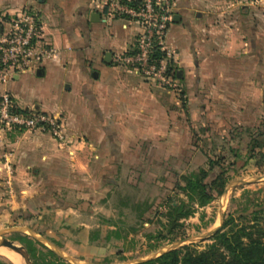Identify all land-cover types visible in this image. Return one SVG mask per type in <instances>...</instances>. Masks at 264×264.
Returning <instances> with one entry per match:
<instances>
[{"label": "rangeland", "instance_id": "374dc122", "mask_svg": "<svg viewBox=\"0 0 264 264\" xmlns=\"http://www.w3.org/2000/svg\"><path fill=\"white\" fill-rule=\"evenodd\" d=\"M178 3L164 0L163 11L148 14L155 20L149 23L163 22L158 16H166L169 23L162 36L163 51H159L162 66L146 56L144 68L151 73L145 76L124 63L136 51L138 32L130 49L114 60L115 68L134 72L177 100L178 118L184 125L176 148L166 140L133 141V148L120 157L126 170L106 172L110 182L93 185L78 183V164L64 158L35 165L41 176L36 180L32 171L25 173L29 183H18L11 163L4 162L8 165L0 169V240L21 246V238L31 240L32 264H135L155 259L178 243L179 248L192 245L202 251L211 241L201 236L217 229L224 215L250 220L257 210L254 205L264 204V0L197 1L191 7L193 13L184 14L182 48L168 36ZM28 11L38 15V46L45 48L49 44L42 39L40 14L23 10ZM20 12L7 17L0 11V30L1 23H10ZM47 115L58 118L62 130V115ZM25 132L37 133L0 124V138ZM45 135L54 141L62 136ZM99 144L106 148V142ZM174 152L177 155L172 156ZM208 160L214 168L204 182L220 179V183L213 184L214 199L199 207L182 188L185 177H200L208 171ZM170 205L191 209L192 214L172 227ZM58 207L70 208L59 213L52 225L60 226V220L67 218L68 227L61 225L58 231L72 232L71 241L76 244L71 249L64 248L61 239H50L46 230L45 216Z\"/></svg>", "mask_w": 264, "mask_h": 264}, {"label": "crops", "instance_id": "0c3cea01", "mask_svg": "<svg viewBox=\"0 0 264 264\" xmlns=\"http://www.w3.org/2000/svg\"><path fill=\"white\" fill-rule=\"evenodd\" d=\"M98 1L0 0L2 16L11 17L27 9L37 11L42 39L56 51V58L45 61L37 71L25 72L10 83L0 84V92H8L20 109L60 113L64 120L60 141L39 132L0 138V169L11 163L18 183H29L23 177L29 171L39 180L41 175H37L35 165L62 158L78 164V183L110 182L104 173L126 170L122 158L133 148V141L166 140L172 148L179 144L184 122L178 118L177 100L134 72L114 67L115 57L125 54L132 46L137 26L128 20L100 14L95 5L92 8ZM177 1L178 22L172 25L168 36L175 38L177 47L182 48L184 14L189 10L193 13L191 7L199 0ZM92 14L99 16L97 22L90 21ZM106 53L111 55L109 63L104 62ZM184 62L189 69L188 61L184 59ZM258 71L257 68L254 72L256 77ZM103 141L106 148L99 147ZM60 181L66 184L65 178ZM101 187L98 184L97 188ZM51 210L45 216L50 239L56 242L61 239L60 244L71 249L70 245L76 244L71 241L72 232L58 231L61 225L68 227L67 218L60 220V226L52 225L59 213L70 208Z\"/></svg>", "mask_w": 264, "mask_h": 264}, {"label": "built area", "instance_id": "2783aa9c", "mask_svg": "<svg viewBox=\"0 0 264 264\" xmlns=\"http://www.w3.org/2000/svg\"><path fill=\"white\" fill-rule=\"evenodd\" d=\"M164 5V0H99L95 5L100 14L129 20L137 25L139 30L136 51L123 61L129 66L134 65L137 71L145 76L151 73L144 68L145 58L152 56L153 61L155 59L152 53L163 51L162 36L169 24L166 16H158L163 22L149 23L155 20H151L148 14H159ZM16 17L10 23H1L3 28L0 30V84L10 83L25 72H35L45 61L56 58V51L52 46H38L41 41L38 15L21 11ZM163 62L161 59L157 60L160 66ZM0 124L3 128L39 132L52 137H59L61 129L58 118L50 117L34 108L20 109L8 92L0 94Z\"/></svg>", "mask_w": 264, "mask_h": 264}, {"label": "trees", "instance_id": "16d2710c", "mask_svg": "<svg viewBox=\"0 0 264 264\" xmlns=\"http://www.w3.org/2000/svg\"><path fill=\"white\" fill-rule=\"evenodd\" d=\"M153 57L156 60L163 58L158 52ZM213 166L214 162L208 160L207 172H201L200 177L193 175L184 178L183 191L191 202L195 199L199 207L214 199L216 190L213 184L220 183V179L212 181V184L204 182ZM260 205H254L257 210H254L250 220L236 219L231 214L224 215L220 228L210 237L211 244L202 251H197L189 245L136 264H264V204ZM191 214V209L185 210L182 206L170 205L168 217L171 226L176 227L180 220L188 218ZM20 242L33 260V242L27 238H21ZM48 252L54 256L52 252ZM0 264L11 263L0 258Z\"/></svg>", "mask_w": 264, "mask_h": 264}, {"label": "water", "instance_id": "95a60500", "mask_svg": "<svg viewBox=\"0 0 264 264\" xmlns=\"http://www.w3.org/2000/svg\"><path fill=\"white\" fill-rule=\"evenodd\" d=\"M38 1H41V0H38ZM98 20H99V16L97 14H92L91 15V17H90V21L91 22H97ZM176 22H178V17L174 16L173 23H176ZM110 58H111V55L109 53H106L105 56H104V62L105 63H109ZM220 226H221V224H220ZM220 226L217 229H215V230H213V231L201 236V238L203 239V238L211 237L215 232H217V230L220 228ZM180 245H181V243H178L175 246H173L171 249H169V250H167L165 252H168L170 250L178 249L179 248L178 246H180ZM0 248L9 249V250L17 253L19 255V257L21 258L23 264H32L30 256H29L28 252L26 251V249L23 246H21L19 244H16L13 241L0 240ZM165 252H161V253L157 254L155 258H157L158 256L162 255Z\"/></svg>", "mask_w": 264, "mask_h": 264}, {"label": "bare ground", "instance_id": "6f19581e", "mask_svg": "<svg viewBox=\"0 0 264 264\" xmlns=\"http://www.w3.org/2000/svg\"><path fill=\"white\" fill-rule=\"evenodd\" d=\"M0 257L5 259L11 264H21V258L19 255L9 249L0 248ZM23 264V262H22Z\"/></svg>", "mask_w": 264, "mask_h": 264}]
</instances>
